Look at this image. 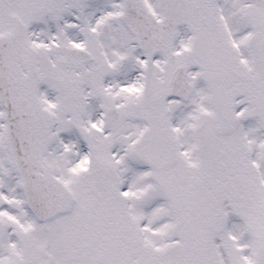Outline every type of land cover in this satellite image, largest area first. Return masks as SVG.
I'll list each match as a JSON object with an SVG mask.
<instances>
[{
  "label": "snow or ice",
  "instance_id": "obj_1",
  "mask_svg": "<svg viewBox=\"0 0 264 264\" xmlns=\"http://www.w3.org/2000/svg\"><path fill=\"white\" fill-rule=\"evenodd\" d=\"M0 264H264V0H0Z\"/></svg>",
  "mask_w": 264,
  "mask_h": 264
}]
</instances>
